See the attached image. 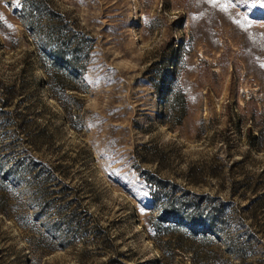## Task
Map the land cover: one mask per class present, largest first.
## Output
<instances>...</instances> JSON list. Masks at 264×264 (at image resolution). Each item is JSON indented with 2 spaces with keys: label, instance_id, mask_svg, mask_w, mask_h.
<instances>
[{
  "label": "rangeland",
  "instance_id": "rangeland-1",
  "mask_svg": "<svg viewBox=\"0 0 264 264\" xmlns=\"http://www.w3.org/2000/svg\"><path fill=\"white\" fill-rule=\"evenodd\" d=\"M0 264H264V0H0Z\"/></svg>",
  "mask_w": 264,
  "mask_h": 264
},
{
  "label": "trees",
  "instance_id": "trees-1",
  "mask_svg": "<svg viewBox=\"0 0 264 264\" xmlns=\"http://www.w3.org/2000/svg\"><path fill=\"white\" fill-rule=\"evenodd\" d=\"M74 53L79 54L78 48L75 49Z\"/></svg>",
  "mask_w": 264,
  "mask_h": 264
}]
</instances>
